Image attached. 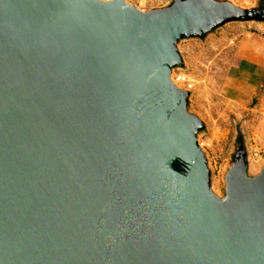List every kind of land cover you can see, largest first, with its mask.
Returning a JSON list of instances; mask_svg holds the SVG:
<instances>
[{"label":"water","instance_id":"1","mask_svg":"<svg viewBox=\"0 0 264 264\" xmlns=\"http://www.w3.org/2000/svg\"><path fill=\"white\" fill-rule=\"evenodd\" d=\"M229 0H0V264H264V164L211 187L177 43Z\"/></svg>","mask_w":264,"mask_h":264},{"label":"rangeland","instance_id":"2","mask_svg":"<svg viewBox=\"0 0 264 264\" xmlns=\"http://www.w3.org/2000/svg\"><path fill=\"white\" fill-rule=\"evenodd\" d=\"M126 1L142 10L172 2ZM229 1L264 10V0ZM177 48L182 64L173 73L188 76V110L203 122L198 142L206 156L211 187L221 194L224 174L241 149L254 173L264 164V16L229 21L203 37L182 38Z\"/></svg>","mask_w":264,"mask_h":264},{"label":"built area","instance_id":"3","mask_svg":"<svg viewBox=\"0 0 264 264\" xmlns=\"http://www.w3.org/2000/svg\"><path fill=\"white\" fill-rule=\"evenodd\" d=\"M172 77L177 84H180L184 87L186 86V88L189 87L188 80L184 73H172Z\"/></svg>","mask_w":264,"mask_h":264},{"label":"bare ground","instance_id":"4","mask_svg":"<svg viewBox=\"0 0 264 264\" xmlns=\"http://www.w3.org/2000/svg\"><path fill=\"white\" fill-rule=\"evenodd\" d=\"M185 77L187 78L188 76H187V74H185ZM191 86V85H190Z\"/></svg>","mask_w":264,"mask_h":264},{"label":"trees","instance_id":"5","mask_svg":"<svg viewBox=\"0 0 264 264\" xmlns=\"http://www.w3.org/2000/svg\"><path fill=\"white\" fill-rule=\"evenodd\" d=\"M240 139V138H239Z\"/></svg>","mask_w":264,"mask_h":264}]
</instances>
